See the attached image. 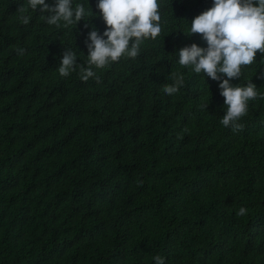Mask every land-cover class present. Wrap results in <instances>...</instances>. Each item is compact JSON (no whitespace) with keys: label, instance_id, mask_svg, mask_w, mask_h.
<instances>
[{"label":"trees","instance_id":"16d2710c","mask_svg":"<svg viewBox=\"0 0 264 264\" xmlns=\"http://www.w3.org/2000/svg\"><path fill=\"white\" fill-rule=\"evenodd\" d=\"M77 3L95 15L58 28L0 0V264H264V100L233 132L219 81L178 63L207 47L185 32L214 0H158L160 35L94 68L99 83L58 72L106 28L98 0ZM262 56L230 82L264 93ZM174 72L184 85L167 95Z\"/></svg>","mask_w":264,"mask_h":264},{"label":"clouds","instance_id":"9594fccd","mask_svg":"<svg viewBox=\"0 0 264 264\" xmlns=\"http://www.w3.org/2000/svg\"><path fill=\"white\" fill-rule=\"evenodd\" d=\"M27 4L33 12L38 10L46 14V23L58 28L61 25L76 26L81 19L87 21L86 16L95 15L91 7L86 9L83 3L73 6V0H55L54 4L46 3V0H27ZM96 7L105 21V31L101 35L93 26L88 33L85 64L77 62V52L73 49L63 50L58 67L61 77H68L79 69L82 81L95 78L99 83L94 68L103 69L125 55L135 59L143 42L148 38L155 40L161 33L158 0H98ZM18 11L23 13L24 6L20 5ZM21 19L25 25L30 22L27 15ZM185 34H200L207 47L196 43L182 47L177 53L179 65L219 81L220 95L225 98V114L220 123L233 132L242 130L243 124L239 121L247 114L249 101L264 100V93L258 92L251 80L243 85H233L230 81L242 77V66L251 65L257 51L264 54V0H214L211 8L192 20ZM18 51L24 52L23 49ZM171 77L174 82L162 88L167 95L177 93L184 85V78L179 73L174 72ZM207 104L203 107L207 108ZM236 214L244 216L246 209L241 207ZM154 260L155 264H165L162 256L157 255Z\"/></svg>","mask_w":264,"mask_h":264}]
</instances>
